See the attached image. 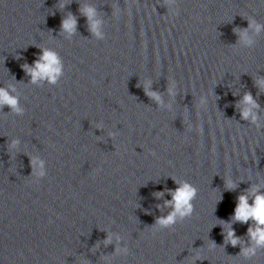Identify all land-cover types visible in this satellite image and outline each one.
I'll return each instance as SVG.
<instances>
[{"label":"clouds","instance_id":"clouds-1","mask_svg":"<svg viewBox=\"0 0 264 264\" xmlns=\"http://www.w3.org/2000/svg\"><path fill=\"white\" fill-rule=\"evenodd\" d=\"M82 14L89 20V30L94 34L99 35V21L94 19L96 16V10L92 7H86ZM249 26L255 27L257 33L260 32L262 28L260 25L250 24ZM76 27L77 21L74 16H69L62 22V31L69 34H73ZM239 34L242 35L246 43H252V41L247 37L246 30ZM41 52L42 54L36 60L34 65H24V70L31 76L32 83H36L38 80L45 78L48 79L49 82H55L61 72L58 54L47 49H42ZM150 95L153 99L157 101L160 100V97L155 93H151ZM243 103L248 107L241 111V117L243 119L251 118V120L255 122L257 120V116L253 110L257 109L259 105L250 92L244 95ZM2 106H8L16 113L22 112V109L18 106V99L10 95L9 91L5 88H0V107ZM153 155H155V153H153ZM232 187L233 186L229 184V188L231 189ZM250 191H252L254 195L253 204H249L247 195H240L238 198V205L235 209L234 220L244 224H248L250 220L254 221L255 228L250 226L248 229V235L251 240L255 242L256 247H261L264 246V195L256 194L255 189ZM167 192L172 199L170 201L166 200L165 203L167 206H171L174 210L169 213L166 218L160 217L158 219V223L161 226L170 227L177 222L178 218L187 219L194 215L195 206L192 202L198 193L197 189L193 185L185 182L182 185H178L175 190L168 189ZM159 195L160 197H163L164 194L160 193ZM228 238L233 246H236L239 243V238L235 236L234 231H229ZM244 254L254 255L255 249L250 247Z\"/></svg>","mask_w":264,"mask_h":264},{"label":"water","instance_id":"water-1","mask_svg":"<svg viewBox=\"0 0 264 264\" xmlns=\"http://www.w3.org/2000/svg\"><path fill=\"white\" fill-rule=\"evenodd\" d=\"M36 0H0V27Z\"/></svg>","mask_w":264,"mask_h":264}]
</instances>
